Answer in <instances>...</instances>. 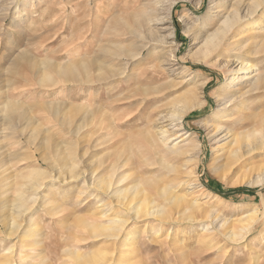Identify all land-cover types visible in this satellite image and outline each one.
Wrapping results in <instances>:
<instances>
[{"label": "rangeland", "instance_id": "1", "mask_svg": "<svg viewBox=\"0 0 264 264\" xmlns=\"http://www.w3.org/2000/svg\"><path fill=\"white\" fill-rule=\"evenodd\" d=\"M237 2L0 0V154L8 168V184L0 194V200L5 201L0 216L6 220L2 222L0 217L1 251L12 247L13 252L29 254V243L35 239L39 240L35 252L45 257L46 235L63 232L53 256L44 264H264V150L227 161L222 149L224 129L229 127L232 132L236 119L247 125L238 132L264 129V1L240 3L242 14L259 3L255 15L242 22L245 46L234 52L220 50L218 55L203 53V39ZM145 6L152 7V12L140 28L137 22L144 17ZM78 59L96 61L91 75H99L100 80L87 84L60 77V67ZM241 60L256 69L236 71L242 81L237 76L226 84V67L237 69ZM103 64L106 69L99 71L97 65ZM258 74L262 79L257 88L244 93ZM46 75L52 79L46 81ZM191 75L195 77L186 81ZM238 95L243 103L231 106L228 102L239 99ZM195 102L199 104L185 108ZM223 103L229 106V121L214 115L218 110L223 114ZM8 113L14 117L13 126L5 122ZM86 113L87 126L76 130ZM178 115L183 121L175 130L169 117ZM161 127L167 128L165 136L159 133ZM179 132L188 137L177 146L191 142L187 154L164 147V142L165 146L176 142L165 137ZM93 141H98L99 147L92 145ZM87 143L92 146L84 159L92 166L101 163L98 170L124 162L116 173L118 178L123 176L119 186L128 189L131 204L146 198L167 205L161 192L168 189L167 196L186 193L189 200L200 204L198 209L189 221H178L181 212L172 214L171 221L129 220L124 234L130 239L88 237L90 232L81 225L88 214L101 213L105 217L99 218L104 220L112 214L127 218L129 211L115 204L97 211L96 192L88 188L79 192L82 179H69L61 172L57 177L50 151L63 154L73 150L77 167H82ZM33 168L44 171L40 175L45 178L41 186L31 189L26 179ZM185 169H191L195 177L185 179ZM192 180L200 186L189 189ZM20 189L23 197L32 199L22 217L15 216L18 229L7 235V222L14 216L10 204ZM86 197L89 201L84 203ZM253 210L259 219L243 238L233 241L218 233L221 227L220 231L228 234ZM25 214L28 219L24 220ZM30 219L32 230L28 228ZM79 237L87 241L77 242L78 254L91 257L95 253L99 255L96 262L76 260L63 251Z\"/></svg>", "mask_w": 264, "mask_h": 264}, {"label": "bare ground", "instance_id": "2", "mask_svg": "<svg viewBox=\"0 0 264 264\" xmlns=\"http://www.w3.org/2000/svg\"><path fill=\"white\" fill-rule=\"evenodd\" d=\"M241 1L242 0H238L236 6L233 7V10H231V13H228L222 19V21L220 22L219 26H217V28L212 33L207 34L205 36V38L203 39V45H204V52L203 53L206 54V56H209L212 53H216L217 54L220 50L234 52V50L240 49L242 47V44L245 43L244 41H246V40L244 38L245 37L244 33L246 31L244 30L245 27H244V24L242 22L246 18L248 19V17H250V16L253 17L255 15V13L257 12V8L259 6V3L253 4L252 7L249 8V9L246 8L245 13L242 14L241 13L242 10L240 8ZM263 1L264 0H262V2ZM147 5H149V4H147ZM151 10H152V7H148V6L144 7V9L142 10L144 17L142 16L143 18L138 20V22L136 21L139 24L138 25L139 27H140V25L143 26L142 21L145 22V21H149L150 20V16H148V13ZM136 15H137V13H136ZM253 22L255 23V21H253ZM242 40H243V42H242ZM243 45L245 46V44H243ZM119 50H116V51L118 52ZM102 51H104V50H102ZM105 51H108V50H105ZM110 53H112V52H110ZM119 53H121V52H119ZM114 54L116 56L115 52H114ZM114 54L112 53L113 56H114ZM116 57H118V56H116ZM26 61H28V60H26ZM93 61L92 60L91 61H87V60H81V59L69 61L68 63L63 64V66L60 67L62 69H61V71H58V73L61 75V76L60 75L59 76L60 77L63 76V78L70 80L69 82H71V81H81V82H85L87 84H89V82H90V84H91V82H93V81L100 80L99 75H97V76L91 75V73H93V68H92L93 67L92 66ZM101 62H100V64H102ZM95 63H97V62L95 61ZM95 63H93V64H95ZM238 65H239V67L237 69H230V68L226 67V72H227V76H226V79H225V83L226 84L227 83L231 84L233 81H235L239 77L238 75H237L238 77L235 76L236 71H245L246 69H249V72H251V71H254L256 69V67L253 64H250V63L245 62L243 60L239 61ZM97 69L100 71L102 69L105 70L106 68L104 67V64H103V66L102 65H97ZM108 71H110V70H108ZM108 73L106 71V74H108ZM55 74H56V72H55ZM111 76H113V75H111ZM243 76H245V79H246V77H248V75L246 76L245 74ZM194 77L195 76L191 75L189 78H187L185 80L188 81L190 79H193ZM46 78H45V80L49 81L51 77L46 75ZM260 78L261 77H259V74H258L257 77L253 80V82H251V88L249 90L247 89L244 93H247V92H249V91H251L253 89H256L257 86H258V81H259ZM241 79H243V78L239 77V80H241ZM85 83H83V84H85ZM155 92H153V93H155ZM238 96L240 97V95H238ZM241 97L239 99L238 98H236V99L232 98L230 100V102H228V103L231 104V106L240 104V102L243 100ZM225 103H226V100H225ZM225 103H223V107L221 108L222 111H223L222 112L223 114L220 115V111L221 110L220 111L218 110V111L214 112V115L215 116H221L220 119H223L222 121H229L230 114L228 113L229 108H227L229 106H227ZM241 103H243V102H241ZM197 104H199V103H196V104H192L191 103V105L185 106V108H191V107H193V106H195ZM6 108H7V106H6ZM84 112H86V111L84 110ZM91 114L92 113H90V115ZM93 118L94 117L92 115V119ZM5 119H6L5 122H6L7 125L8 124L9 125L12 124V126H13L14 117L12 116L11 113H8V115L5 116ZM176 120H177V122H176ZM182 121H183V119H182L181 115H178L177 118H175V119L171 118V116L169 117V124H171V125L173 124L171 127L173 129H175V130L180 129L179 127H181V122ZM242 121H243V119H241V118L235 120L236 124H235V126L232 127V130H233L232 132H231V129L229 127H226L224 129L225 133L223 135L226 136V137L224 139L225 142L223 144L222 149H224V152L226 153L225 155L227 156V158H226L227 161H231V159H233V158L234 159H238L241 156H243L245 154H250V153H252L254 151H263L264 150V131H263L264 129L253 128L250 131L238 132L237 130L239 128H242L245 125V124L242 123ZM88 122H89L88 113H86L84 115V117L82 118L81 122L77 125L76 130H79V128H82L83 126H87ZM93 122L95 123V120H93ZM110 126H111V124H110ZM246 126L247 125H245V127ZM10 127L11 126H9L8 128H10ZM84 128H82V130ZM218 129H220V128H218ZM215 131H217V129ZM159 133H160L161 136H165V134L167 133V128L161 127L159 129ZM184 133L185 132H183V133L179 132L175 136H173V134L171 133L168 136H166L165 138L170 137V140L176 139V142L173 145H170V146H167V145L165 146L166 142L163 143L164 147H166V150L171 151V152H178V153H182V154H184V153L187 154L189 152L188 151L189 146H191L190 145V143H191L190 141H187L186 143H184V144H182L180 146L179 145L177 146V144L179 142H182L184 139H186L188 137L187 135H184ZM97 139H95V140H97ZM89 140L90 139H88V141ZM98 141H99V139H98ZM98 141H97V143L93 141L94 144H92V145H94L96 147H99L98 146L99 145ZM162 141H165V140H162ZM99 142H101V141H99ZM101 144H102V142H101ZM84 145H85V143H84ZM92 145H88V143H87V147L86 148L84 147L85 149L83 148L84 149V153H82V158H83L84 161L82 163V167H77L78 164L76 163V161H78V160H76L75 156L72 157L73 156V150H69L68 149L69 151L67 153H63V154L57 152L56 150H54V152H52V150L50 151L51 154H52V156H50V157H53V159L51 160L50 164H51V166H53L54 168L57 169V171H58V176L57 177H59V174H60L59 172H61V173H66V175H67V177L69 179H73V180L74 179H82V182H81L82 186H81V188L79 190V192L81 194H83V192H85V190L87 188L90 189L92 191V193H94V194L96 192L95 197H96L97 201L99 202L98 205L100 207V208H98L97 211H102L104 208H107V207L111 206L112 204L113 205L114 204L117 205L118 207H120L124 211H127V212L129 211V216L127 215L128 216L127 218L121 217L118 214H114V215L112 214V215H109L104 220L100 219L101 217H105L101 213L99 215L97 214L98 216L93 215L92 213L88 214V216H85V218L81 221V223H82L81 225L84 227V229L88 230L90 232V236H88V237L94 238V237H97V236H100V235H105L106 237H110L113 240H118V239L122 238L123 236H124L125 239H130V236L128 234H124V231H125L124 229L129 225L128 223L130 221H137L139 219H145V218H155L158 221H163V220L169 219V221H171V219H173V215L172 214L180 213V212H181L180 215L177 216L178 217V221H181L182 219L183 220L186 219V220L189 221L191 219V217H192L191 213L195 212L198 209L200 204H198L197 201H195V200L194 201L189 200L187 198V194L186 193L185 194H177V195H173L172 194L171 196H167V192L168 191L167 192H165V191L168 190V189H163L162 192H161V195L165 197V202H166L167 205H160V204H157V203H155L154 201H151V200L148 202V201H146L147 200L146 198L145 199L140 198L141 200L139 199L135 203L131 204L132 203V200H131L132 197H128L127 194H126L128 189L126 187L119 186V184L123 180V178H122L123 176L118 175L119 176V178H118L117 177V173H116L117 170L120 167L123 166L124 162H123V164H121L122 166H119L120 164L118 166L117 165H115V166H113V165L111 166L110 165L111 167L109 166L110 168L108 170H106V171L105 170H98V168H99L101 163L95 164L94 166H92V165H90L91 162L89 163L88 161H86V160H88L87 158L84 159V157L88 155V152H87L88 147L92 146ZM152 146H153V144H152ZM151 151H154V149L151 150ZM11 152H13V151H11ZM154 152H155L154 154H156V151H154ZM45 158H46V156L44 155L43 156V160H45ZM98 158L99 157H96L95 160H98ZM160 159H161V157H160ZM91 161H93V160H91ZM120 162H121V160H120ZM6 163L7 162L4 160V157H2L1 154H0V194L3 193V191L5 190V189L3 190L2 187H5V185L8 184L7 181H6L7 177H8V175H7L8 168L5 167L7 165ZM111 163L109 162V164H111ZM118 163H119V161H118ZM168 167L170 169V166H168ZM187 170H186L187 172L184 171L182 173L183 177L185 179L186 178L190 179L191 177H195L194 172L191 169L190 170L187 169ZM43 172L44 171H41L39 169H34L33 168L28 173L26 180L28 182V185L31 186V189L33 187L37 188V187L41 186V184H43L41 181H42V179L44 181L45 177H42L40 175V174H43ZM38 175H40L39 176L40 178L37 177ZM60 176H62V175L60 174ZM48 177H50V176H48ZM55 178H56V176H55ZM61 178H63V177H61ZM181 178H182V176H181ZM188 184L190 185L189 189H195V188H198L200 186L197 181H193V180L191 182L189 181ZM16 188H18V187L16 186ZM86 191H88V190H86ZM22 193H23V191H21V189L18 190L16 196L14 197V199L12 200V203L10 204V207L12 209V213H13L14 216L11 217V221L10 222L9 221L7 222V226L9 228V230L7 231V235H12L18 229V227L20 226L19 223L17 222L15 216H19L21 213H24L25 209L29 208V207L26 208V205L28 206L29 200L32 199V197L30 198L29 196L27 197L26 195H25V197H23ZM209 195L211 196L210 192H209ZM84 201H85L84 203H86L87 201H89V199H87V197H86V199ZM4 202L5 201L2 202L0 200V212L3 210V208L5 206ZM146 202H147V204H146ZM110 209H111V207H110ZM119 209H117V211H119ZM206 212L207 211H205V213ZM26 214L23 217L24 220H25V218H27V217H25ZM50 214H54V212H52V213L50 212ZM62 214H63V212H62ZM258 215H259V213L256 210H253V212L247 213L244 216H242V218L239 219L240 220L239 226L237 225L238 227L237 226L233 227L234 229L230 230V232H228V234H226L227 231L225 233L221 232L220 231V230H222L221 227L219 228V232L218 233L223 235V236H227V239H229V240H233V241L237 240V239H235V237L241 239V238L244 237V235L248 234L250 232V230H252V227H253L254 223L256 222L257 219H259ZM0 217H1V221L2 222H6L5 217L3 215H1ZM21 217H22V214H21ZM29 217H31V216H29ZM208 217H211L210 214L208 215ZM8 219H9V217H8ZM29 221L30 222L28 224V228L32 230V228H30V227L33 226L34 222H32L31 219ZM210 221H212V218H211ZM210 225H212V224H210ZM213 226H215V224ZM215 227H217V226H215ZM62 233L63 232H60L59 234L46 235V240H47L46 242L47 243H46L45 257H41L40 256L41 252H38V251H37L38 253L35 252L34 245L37 244L39 240H35V239L32 240L31 239V241L29 243L30 246H31V247L29 246L30 247L29 254L28 253H21L20 251H19L20 253L19 252H13V248L12 247L11 248L9 247V249L5 250V251H3V250L1 251L0 250L1 252H3V253L0 252L1 253L0 254V264H33V263L34 264H44V262L47 260V258L49 259L50 256H53V254H54L53 251L56 248V245L59 243V239L58 238L62 237V235H63ZM79 238H75L74 242L76 244H70L69 243L70 245L67 246V247H63L62 246L64 248L63 251L68 253L69 255H71L76 260H85L86 263L93 262V261L96 262L94 259H96L99 255H95V253L92 254L91 257L90 256H86L89 253H87V254L84 253L86 257L81 256V255L78 254V250H79V247H80V245L78 244L79 241H82L81 243H84L83 241H85V240L87 241V239L84 240V238L82 239V237L80 239ZM91 238H89V239H91ZM19 246L22 247L23 245L20 243ZM116 246L118 247V245H116ZM119 249H121V248H119ZM120 251L123 252V250H120ZM105 261H106V259H105Z\"/></svg>", "mask_w": 264, "mask_h": 264}]
</instances>
